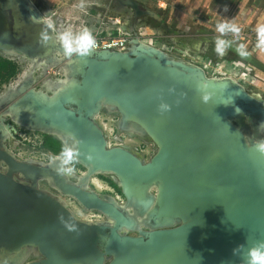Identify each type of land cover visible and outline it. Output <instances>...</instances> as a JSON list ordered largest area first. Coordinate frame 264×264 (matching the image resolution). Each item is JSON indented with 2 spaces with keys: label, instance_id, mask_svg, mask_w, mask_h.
<instances>
[{
  "label": "water",
  "instance_id": "water-1",
  "mask_svg": "<svg viewBox=\"0 0 264 264\" xmlns=\"http://www.w3.org/2000/svg\"><path fill=\"white\" fill-rule=\"evenodd\" d=\"M38 20L44 19L29 0H0V49L38 56L42 49L34 44L55 36L46 24L42 39L29 40L35 32L28 27ZM212 40L236 46L223 36ZM140 42L130 38L134 49L122 53L90 49L87 55L67 57L64 49H56L67 59L75 56L71 77L81 92L62 90L56 102L39 106L37 101L35 121L44 110L48 126H38L67 134L76 145L74 161L86 173L91 168L92 174L115 176L122 196L153 229L122 235L123 229H134L133 219L115 202L83 183L68 182L57 161L49 166L20 162L0 142V164L6 166L0 169V264L5 255L28 248L42 258L27 264H106L108 258V264H245L247 250L264 241V155L255 150L262 139L248 140L243 132L246 120L253 119L248 116L255 108L251 101L259 95L242 85L212 82L200 67L171 60ZM53 43L51 49L58 45ZM236 47L239 58L264 71L262 62ZM161 103L169 110L161 112ZM21 105L27 106L25 100ZM104 106L115 108L152 140L157 152L149 162L108 146L95 123ZM47 174L54 176L51 185L57 192L102 213L107 224L79 221L60 200L39 190L36 177ZM127 188H145L144 198L130 200ZM147 201L155 213L147 212Z\"/></svg>",
  "mask_w": 264,
  "mask_h": 264
},
{
  "label": "rangeland",
  "instance_id": "rangeland-1",
  "mask_svg": "<svg viewBox=\"0 0 264 264\" xmlns=\"http://www.w3.org/2000/svg\"><path fill=\"white\" fill-rule=\"evenodd\" d=\"M29 1L32 8L39 12L42 19L46 20L52 28L62 47L59 37L66 31L76 36L87 28L93 37L98 32L107 37L129 36L133 40H141L142 46H144L142 43H145L149 47L158 48L171 60L200 68H210L211 71L218 74L216 75L217 79L232 74L247 91L264 99V90H261L264 87V80H261L262 83L256 84L250 77H254L253 72L248 75L244 73V69L248 68L249 64L234 53L233 50L237 48L236 46H218L213 42V35L219 34L220 31H214L212 25L207 23L206 20H209L210 17L206 16V11L201 10V7L194 10L190 7L183 15L181 11L171 12L170 9L174 7L171 5H168L169 8L165 11L160 10L157 8L159 0ZM164 1L166 2V0H160V2ZM209 21L211 23V20ZM140 33H146V37H141ZM224 37H227L228 41L230 40V36ZM56 38H54L55 41ZM134 47V44L130 43L123 52H127L129 48L134 49ZM238 47L240 48V46ZM242 51L244 50L242 49ZM51 55L47 58L45 56L44 59H30L0 49V57L14 62L19 68L17 75L0 89V125L4 128V132L0 131L1 147L10 152L18 161L37 166H49L55 162V158L61 156H56L41 148L43 135L54 138L62 144L63 148L65 143L69 145L74 143L58 132L26 125L18 114L20 111L18 108L29 90L34 89L52 96L61 87V81L73 79L71 77L72 68L74 66L76 69V63L71 65L72 63L69 62L75 56L67 59L64 56ZM250 70L256 71L254 68ZM251 79L256 85L253 86ZM95 123L103 130L110 148L126 149L143 162H149L157 152L156 145L147 134L135 123L124 121L117 110L111 106L102 108ZM234 123L242 124L239 120H235ZM246 123L243 132L247 139L254 141L262 139L264 141V119L259 121L253 118L246 120ZM58 160L56 166L60 167L61 161ZM63 167L72 169L71 173H62L68 182L75 184L84 179L86 174L84 168L75 167L72 162L63 165ZM101 177L118 186L117 179L111 174H93L85 181L83 180V187L95 192L103 200L115 202L126 216L132 217L134 229L123 230L122 235L134 237L138 236L139 232L151 231L154 226L151 221L145 219L140 209L133 203L127 202L117 189L111 187ZM16 179L21 180L18 177ZM95 180L98 181V184L95 183ZM38 188L61 202L63 201L64 203H62L79 221L88 224H107L108 218L102 213L85 209L75 199L57 192L49 182H38ZM178 224L179 222L176 221L175 225ZM41 258L34 249L29 248L21 253L2 257L5 264H27ZM109 260L110 258L106 260V264Z\"/></svg>",
  "mask_w": 264,
  "mask_h": 264
},
{
  "label": "crops",
  "instance_id": "crops-1",
  "mask_svg": "<svg viewBox=\"0 0 264 264\" xmlns=\"http://www.w3.org/2000/svg\"><path fill=\"white\" fill-rule=\"evenodd\" d=\"M157 3V8L162 11L171 5L174 6L171 12L181 11L183 15L190 7L193 10L201 7L210 17L211 23L205 19L207 23L212 25L214 31H220L218 36H230V42L264 64V0H159ZM253 68L256 71L250 70ZM244 71L254 73V77H250L255 79L256 84L264 80V71L250 64Z\"/></svg>",
  "mask_w": 264,
  "mask_h": 264
},
{
  "label": "bare ground",
  "instance_id": "bare-ground-1",
  "mask_svg": "<svg viewBox=\"0 0 264 264\" xmlns=\"http://www.w3.org/2000/svg\"><path fill=\"white\" fill-rule=\"evenodd\" d=\"M39 23V24H38ZM38 23L37 24H35L34 26H32V27H28V29H29V32L32 30V31H34L35 33L34 34H32V35H29V40H37V39H42L44 36H43V34H44V32H46L47 30V28H46V26H44V25H46L47 24V22H46V20H38ZM33 28H37V29H34L33 30ZM26 35H27V33H26ZM54 38H56V36H54ZM54 38H53V36L52 37H50L49 36V39H45V40H47V43L45 42L44 43V39H43V42L41 41V42H38L37 44H34V45H36V47L38 48V47H41V51H39V53L37 54L38 56H36V57H32L31 59H44L45 58V56H46V58H47V54L49 53L50 55L51 54H55L54 56H56V55H59V56H62L61 55V53H59V51L60 50H63V48H62V46L60 45V43H59V40L56 38V43L59 45H56V48L54 49V48H52L51 49V47L54 45V43H53V41H54ZM53 44V45H52ZM144 46H147L145 43H142ZM144 46H142V47H144ZM148 47V46H147ZM150 48H153V47H150ZM155 48V47H154ZM51 49V50H50ZM56 49H58V50H56ZM142 49V48H141ZM158 49V48H157ZM22 52H24V53H27V50H22V49H20ZM54 50H56V51H54ZM54 52V53H53ZM61 52V51H60ZM48 54V55H49ZM52 56V55H51ZM69 63H72L73 64V62L72 61H70ZM75 68V67H74ZM204 72H206V73H208L207 75H209V76H207L208 78V80H211L212 82H221V83H223V82H229V83H231L232 84V86H234V84H238V85H241V83L238 81V80H236V78L234 77V76H232V74L230 75V76H225L224 78H222V79H220V81H217L216 80V75H218L216 72H213V71H211L210 70V68H201ZM208 70V71H207ZM209 71H211V73H209ZM233 71V70H232ZM210 78V79H209ZM219 79V78H218ZM246 84V83H245ZM81 87H80V83H77V81L75 80V79H68V81H61V87L60 88H58L59 90L58 91H56L52 96H48L47 94H45L44 92H41V91H29V93L28 94H26V96H25V98H23V101L25 100V103L27 104V106L25 107V108H18L21 112V117H20V119L23 121V122H25L26 123V125H28V126H34V127H39L38 125H45V126H48V124H47V122L46 121H48V118H47V115L45 114V112H44V110H42L41 109V111H42V113L40 114L39 113V115H40V121L37 123V121H35V116L37 115V112H38V110L36 109V107H35V103L37 102V104L40 106L41 105V103L40 102H46V101H52V103L53 102H56L60 97V94H61V91L62 90H65V92H66V90L68 91V90H71V92H81V89H80ZM27 100V101H26ZM28 102V103H27ZM252 104H253V106L255 107V108H253L252 110H251V113H249L248 114V116H249V119H251V118H260V119H264V103H263V100L261 99V98H258V96L256 97H254L253 99H252ZM245 102L243 101V103H242V105H243V108L246 106L245 104H244ZM248 104V103H247ZM238 110V115L239 116H241V113H242V111L240 110V109H237ZM98 116V115H97ZM96 116V117H97ZM41 119H42V122H41ZM49 122V121H48ZM53 130H50V131H55V132H57L56 130H54V128H52ZM4 130V128H3V126L2 125H0V131H3ZM4 132V131H3ZM61 135L63 136V137H67L65 134H63V133H61ZM58 160V158H55V162ZM59 161V160H58ZM6 166H5V164H0V169H3V171H5L6 170V168H5ZM12 171V170H11ZM93 173V171L91 170V168H89V172H87L86 174H85V176H84V179H82V181H80L79 180V184H82L89 176H91V175H93L92 174ZM96 173V172H95ZM14 174V173H13ZM43 178H41V176H39V177H36V180L38 179V181L37 182H40V181H47V182H49L50 184L51 183H53V178L52 177H54V176H51V175H45V176H42ZM84 180V181H83ZM95 183L96 184H98V181H96L95 180ZM56 185L54 184V187H55ZM150 189H151V187H149ZM144 189L145 188H127L126 189V191L127 192H129V193H127V195H128V197L130 198V200H134V201H138L139 199H141V198H144V195H143V193L145 192L144 191ZM152 190H156V187H154ZM58 192H59V190H58ZM63 202V201H62ZM113 202V201H112ZM64 203V202H63ZM115 204V203H114ZM155 204V203H154ZM65 205V204H64ZM145 206H146V209H147V212H151V213H155V207H154V205L153 206H151V204H150V207H149V205H148V201H147V203L145 204ZM111 220V219H110ZM108 221H109V218H108ZM84 222V221H83ZM110 223H112V224H114L116 227H119L120 225L118 224V223H115V222H110ZM160 225V224H159ZM121 230V229H120ZM123 230H125V231H130L131 229H123ZM122 230V231H123ZM143 234H144V232H143Z\"/></svg>",
  "mask_w": 264,
  "mask_h": 264
},
{
  "label": "clouds",
  "instance_id": "clouds-1",
  "mask_svg": "<svg viewBox=\"0 0 264 264\" xmlns=\"http://www.w3.org/2000/svg\"><path fill=\"white\" fill-rule=\"evenodd\" d=\"M62 42L64 55L71 57V54L76 53L81 56L89 54L90 49L96 47V41L91 32L85 28L79 35L73 36L71 32H64L59 37ZM208 99L207 96L204 97ZM161 112L169 110L167 104L161 103L159 105ZM255 150L264 155V141L255 145ZM76 155L75 143L69 145L65 143L64 150L58 158L61 161V166L57 169L61 173H71V168H65L63 165H68ZM245 264H264V241L256 242L252 247L247 250L245 256Z\"/></svg>",
  "mask_w": 264,
  "mask_h": 264
},
{
  "label": "trees",
  "instance_id": "trees-1",
  "mask_svg": "<svg viewBox=\"0 0 264 264\" xmlns=\"http://www.w3.org/2000/svg\"><path fill=\"white\" fill-rule=\"evenodd\" d=\"M18 72L19 68L17 64L0 57V89L4 84H7L10 80H12ZM41 148L54 153L56 156L61 155L64 150L60 142L47 135H43V143ZM71 162L75 167L81 168V166L74 161V158ZM101 179L106 181L111 187L117 189L121 193L120 189L115 183L102 177Z\"/></svg>",
  "mask_w": 264,
  "mask_h": 264
},
{
  "label": "built area",
  "instance_id": "built-area-1",
  "mask_svg": "<svg viewBox=\"0 0 264 264\" xmlns=\"http://www.w3.org/2000/svg\"><path fill=\"white\" fill-rule=\"evenodd\" d=\"M140 36L146 37V33H140ZM94 38L96 41V47L93 49L96 51L110 50V51L123 52L127 49L128 42L130 40L129 36L119 35V36L107 37V36H104L101 32H98ZM254 82H255V79H254ZM251 83H253V80L251 81Z\"/></svg>",
  "mask_w": 264,
  "mask_h": 264
},
{
  "label": "flooded vegetation",
  "instance_id": "flooded-vegetation-1",
  "mask_svg": "<svg viewBox=\"0 0 264 264\" xmlns=\"http://www.w3.org/2000/svg\"><path fill=\"white\" fill-rule=\"evenodd\" d=\"M256 87H258V86H256ZM121 194V193H120Z\"/></svg>",
  "mask_w": 264,
  "mask_h": 264
}]
</instances>
